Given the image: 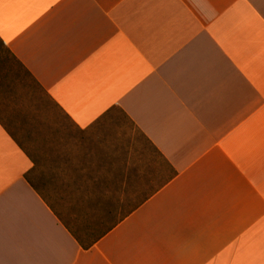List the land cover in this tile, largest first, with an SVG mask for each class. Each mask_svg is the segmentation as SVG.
Wrapping results in <instances>:
<instances>
[{
	"label": "crops",
	"instance_id": "0c3cea01",
	"mask_svg": "<svg viewBox=\"0 0 264 264\" xmlns=\"http://www.w3.org/2000/svg\"><path fill=\"white\" fill-rule=\"evenodd\" d=\"M0 43L73 132L53 197L136 196L124 128L172 172L86 243L0 122V264H264V0H0Z\"/></svg>",
	"mask_w": 264,
	"mask_h": 264
},
{
	"label": "rangeland",
	"instance_id": "374dc122",
	"mask_svg": "<svg viewBox=\"0 0 264 264\" xmlns=\"http://www.w3.org/2000/svg\"><path fill=\"white\" fill-rule=\"evenodd\" d=\"M0 122L35 161V170L28 176L32 184L60 219L86 243L139 206L172 174L138 131L124 128L122 142L128 148L124 157L140 161L138 188L133 192L136 196L94 198L88 202L86 195L90 192L86 187L90 184L72 183L68 189L66 182L54 181L52 189L57 196L53 197L43 186V180L64 168L60 163L66 158V143L73 132L60 110L1 43Z\"/></svg>",
	"mask_w": 264,
	"mask_h": 264
}]
</instances>
